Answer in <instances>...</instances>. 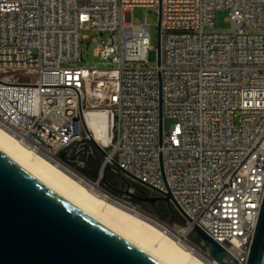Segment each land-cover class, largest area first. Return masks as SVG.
<instances>
[{"label":"built area","instance_id":"built-area-1","mask_svg":"<svg viewBox=\"0 0 264 264\" xmlns=\"http://www.w3.org/2000/svg\"><path fill=\"white\" fill-rule=\"evenodd\" d=\"M135 6L160 12L159 62ZM218 9L233 30L213 31ZM90 30L104 35L102 67L80 63ZM100 111L103 141L85 120ZM0 128L68 174L96 170L89 181L117 199L129 201L102 185L108 174L170 193L183 223L158 219L166 230L223 264L189 238L198 225L225 262L246 264L264 194V0H0Z\"/></svg>","mask_w":264,"mask_h":264},{"label":"water","instance_id":"water-1","mask_svg":"<svg viewBox=\"0 0 264 264\" xmlns=\"http://www.w3.org/2000/svg\"><path fill=\"white\" fill-rule=\"evenodd\" d=\"M157 36L159 62L160 12ZM91 142L101 150L94 139ZM64 155V150L59 151V156ZM79 160L87 163L84 153ZM93 174L96 177V170ZM118 175L124 185L113 188L115 195L128 197L132 203H148L156 214L147 213L160 220L157 204L161 200L168 202L171 211L177 213L169 200L170 193L158 196L152 188L132 182L122 173ZM103 181L111 187L105 177ZM189 238L216 261L236 264L234 260L224 261V258L230 259L227 251L198 225L193 226ZM263 255L264 194L246 264H264ZM0 264L160 263L81 212L0 152Z\"/></svg>","mask_w":264,"mask_h":264},{"label":"bare ground","instance_id":"bare-ground-1","mask_svg":"<svg viewBox=\"0 0 264 264\" xmlns=\"http://www.w3.org/2000/svg\"><path fill=\"white\" fill-rule=\"evenodd\" d=\"M85 120L96 140H108L112 133L108 112L88 113ZM34 139L45 141V133L34 130ZM41 151H50V144H41ZM0 152L81 212L160 264H212L199 251L180 242L185 240L184 233L174 236V232L166 230L165 223L137 206L96 194L89 188L96 187V183L68 174L32 153L3 128H0ZM73 165L74 161H67V168H73Z\"/></svg>","mask_w":264,"mask_h":264},{"label":"rangeland","instance_id":"rangeland-1","mask_svg":"<svg viewBox=\"0 0 264 264\" xmlns=\"http://www.w3.org/2000/svg\"><path fill=\"white\" fill-rule=\"evenodd\" d=\"M131 17L132 21L137 23L139 21H142L144 17H146L147 21L150 24L149 28V34H150V44L157 48L158 44V36H157V23L159 20V12L155 7H146V6H135L131 9ZM233 30L231 27L230 21L228 19V10L226 9H218L215 12V26L213 28V31H230ZM88 38H83L82 40V60L80 61L81 64L84 66L93 65L97 67L104 66V62L99 59L97 55L94 54V49L97 46V42L93 39L97 38V41L104 38V35L98 34L94 30L87 31ZM150 65H154L155 61L150 60ZM107 66H111V63H106ZM174 122V119L172 117L165 116L163 118V130L168 131L171 124ZM74 168V165H73ZM81 173L85 178L89 180L95 181L94 174H88L86 170H82ZM94 178V179H93ZM86 180V179H85ZM91 182V181H90ZM92 182V183H93ZM87 186H89L87 184ZM101 186V185H100ZM92 189L93 192H95L98 195H104L106 197H110L114 200L119 201V199L112 197L109 193H106V191H103L99 186H92L89 187ZM108 194V195H107ZM122 202V201H121ZM129 205H135L139 209L146 212L145 209H143L139 204L132 203L130 201H125ZM163 215L165 217L161 218L162 220H165L168 223H178L179 225H182L183 220L177 213H171V211L168 209H163Z\"/></svg>","mask_w":264,"mask_h":264},{"label":"flooded vegetation","instance_id":"flooded-vegetation-1","mask_svg":"<svg viewBox=\"0 0 264 264\" xmlns=\"http://www.w3.org/2000/svg\"><path fill=\"white\" fill-rule=\"evenodd\" d=\"M87 173L88 174H92L93 173V170H87V168H85ZM105 180L106 182L109 183V185L111 186V190L114 191L113 188H122L123 185H124V180L123 178L120 176V175H116V174H108L106 177H105ZM139 204L143 209H145L146 211H148L149 213H152V214H156V210H154L148 203L146 202H140V203H137ZM163 209H170L169 207V204L168 202H166L165 200H161L159 201V203L157 204V211L159 212V215L161 218L165 217L163 215ZM171 213H173L171 211Z\"/></svg>","mask_w":264,"mask_h":264},{"label":"trees","instance_id":"trees-1","mask_svg":"<svg viewBox=\"0 0 264 264\" xmlns=\"http://www.w3.org/2000/svg\"><path fill=\"white\" fill-rule=\"evenodd\" d=\"M102 185L106 186V184H102ZM110 192L115 193V190L113 191V190L110 189Z\"/></svg>","mask_w":264,"mask_h":264}]
</instances>
